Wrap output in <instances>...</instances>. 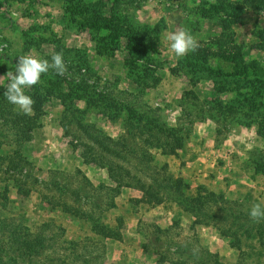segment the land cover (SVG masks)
<instances>
[{
	"label": "rangeland",
	"instance_id": "1",
	"mask_svg": "<svg viewBox=\"0 0 264 264\" xmlns=\"http://www.w3.org/2000/svg\"><path fill=\"white\" fill-rule=\"evenodd\" d=\"M180 27L207 63L174 55ZM33 50L68 71L25 89L33 120L0 80L3 264H264V0H0V77Z\"/></svg>",
	"mask_w": 264,
	"mask_h": 264
},
{
	"label": "clouds",
	"instance_id": "2",
	"mask_svg": "<svg viewBox=\"0 0 264 264\" xmlns=\"http://www.w3.org/2000/svg\"><path fill=\"white\" fill-rule=\"evenodd\" d=\"M170 42V49L177 58H181L195 52L199 47L197 38L187 27H180L167 36ZM56 75L64 76L68 69L62 52L55 53L48 59L39 58L34 50L28 54L21 55L16 64L14 71L9 70L7 74L0 77V80L7 78V84L4 95L9 103L16 106L25 114H30L33 110L34 100L25 94L26 88H31L41 83V77L49 71ZM250 218L254 222L264 221V206L256 203L250 210Z\"/></svg>",
	"mask_w": 264,
	"mask_h": 264
},
{
	"label": "trees",
	"instance_id": "3",
	"mask_svg": "<svg viewBox=\"0 0 264 264\" xmlns=\"http://www.w3.org/2000/svg\"><path fill=\"white\" fill-rule=\"evenodd\" d=\"M110 26H112V24L110 22L106 23V28L109 29ZM114 28V27H112ZM129 41H135L136 40V35H134L133 33H131V35L129 34L128 36ZM142 44V43H141ZM139 47V46H137ZM129 49H134L133 46H130ZM154 50L153 47L149 44H142V49H139V52H144L146 50ZM214 53H212L211 51H209L208 49H201L198 48L195 52H191V54L188 56V60H197L198 63L202 62V63H207V56L208 55H212ZM217 56H221L223 57V59H225L227 62H231L234 63L235 66H240L239 69H242V72L240 71V74H242L243 77H249L252 76L253 74H251L252 69H254L256 67V64L254 63H249V64H245L244 61L242 60V58L240 57V53L239 50L236 48H232V49H228L226 50V53H223L222 55H217ZM242 63V66H241ZM239 72V71H237ZM253 78L251 79H255L256 76H252ZM258 80V79H256ZM255 80V81H256ZM2 89H0L1 92ZM32 99L36 102H38V98L32 96ZM42 110H41V104L40 103H35V105H33V115L32 117H28L30 118V120H33L35 118H37L39 116V114H41ZM35 117V118H34ZM4 120L6 121L7 116L3 117ZM9 118H7V122H11L8 120ZM12 120V117L10 118ZM157 189L158 190H162L165 185L161 182V183H157L156 184ZM174 186H176L175 188L177 189V191L181 190L182 186H186L184 185L181 180H176ZM181 193V192H179ZM210 197H212L210 194L208 195H203V197H201L200 195H197L196 197H192L191 199L188 198H184L181 197L179 203L183 206H185L188 210H195L196 211H201L202 208L206 205L209 204V201L212 200ZM94 232H96V234L100 235V236H105L107 238H111V239H115V240H119L120 239V233L117 229H113L111 227H107L104 225H100V224H95L94 226ZM43 240L41 239L40 236H37L34 238L33 241H29V242H25V245H23L24 249L29 248V246H33V245H42L43 244ZM42 243V244H41ZM0 264H3L2 261V257L0 255Z\"/></svg>",
	"mask_w": 264,
	"mask_h": 264
}]
</instances>
